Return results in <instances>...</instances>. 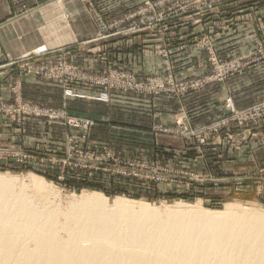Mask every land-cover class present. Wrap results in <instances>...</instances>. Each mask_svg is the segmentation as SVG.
<instances>
[{"label":"rangeland","instance_id":"obj_1","mask_svg":"<svg viewBox=\"0 0 264 264\" xmlns=\"http://www.w3.org/2000/svg\"><path fill=\"white\" fill-rule=\"evenodd\" d=\"M259 5L264 7V0ZM240 6L237 0L20 5L17 20L33 16L34 30L50 42L17 60L19 66L44 67L46 77L22 69L19 75L57 86L60 93L43 97L28 91L23 101L16 85L13 101L0 102V117L18 132L15 143L0 134V174L40 177L57 189L61 202L90 191L108 202L121 197L155 207L184 203L216 211L235 204L264 212V118L239 125L226 109L227 102L238 113L264 107V85L248 90L249 83L240 89L227 84L264 71V13L253 22L259 38L236 44L222 37L235 34ZM183 31L190 43L179 36ZM70 45L82 54L81 63L70 58L74 51L61 48ZM111 94L150 98V115L157 97L173 102L178 112L174 108L167 121L165 102L159 105L162 119L150 123L146 134L95 131L101 114L74 102L107 104ZM114 118L129 121L122 112ZM210 124L218 126L208 130Z\"/></svg>","mask_w":264,"mask_h":264},{"label":"bare ground","instance_id":"obj_2","mask_svg":"<svg viewBox=\"0 0 264 264\" xmlns=\"http://www.w3.org/2000/svg\"><path fill=\"white\" fill-rule=\"evenodd\" d=\"M58 195L0 174V264H264L263 211Z\"/></svg>","mask_w":264,"mask_h":264},{"label":"crops","instance_id":"obj_3","mask_svg":"<svg viewBox=\"0 0 264 264\" xmlns=\"http://www.w3.org/2000/svg\"><path fill=\"white\" fill-rule=\"evenodd\" d=\"M51 0H0V102H12L14 99V86H19V95L22 98V100H28L29 92L34 93V95H42L43 97L51 95L53 92L59 94L60 90H58L57 86H54L52 84H46L44 82H40L36 79H24L21 78L19 75V70L17 65H11L9 60H23L22 57H25L29 52L33 51L35 48L41 45H45L46 42H50L49 40L45 39L42 34L37 33L34 25L35 19L33 16H27L23 19H18L16 17V10L19 8L20 5L24 6H30V5H44L47 4ZM237 2L241 6L237 9V16H236V30L234 29L233 32L235 34H229L226 36H222L229 42L234 41L237 43H241L242 39L245 37H248L247 40L250 42L253 41L252 37L259 38V33L255 32L254 27H257V25L253 26L254 18L255 16H259V12H262V15L264 13V7H261L259 5L260 0H237ZM252 8L253 11H255L252 14H249L247 12L248 7ZM258 6V7H256ZM252 11V12H253ZM34 15V14H33ZM259 18L257 19L259 22ZM251 22V25L245 24ZM239 24H241V27H238ZM264 24V23H263ZM243 28V29H242ZM74 29L75 33L79 32V27L77 23H74ZM247 29V30H245ZM249 29V30H248ZM246 32H245V31ZM237 31V35H236ZM239 31H241V34H239ZM181 32V31H179ZM176 35V34H175ZM185 35V39L187 43H190L192 40L191 36L186 35L183 31L179 36ZM251 35V36H250ZM143 35L142 37H144ZM141 37V38H142ZM189 38H191L189 40ZM139 40V38H136ZM223 40V39H222ZM145 43H149V41L144 40ZM180 41V39H179ZM133 42V41H132ZM51 41V46H52ZM226 44V43H224ZM60 45V44H59ZM117 45V44H115ZM118 45H120L118 43ZM60 48L59 46H55ZM52 47V48H55ZM224 48L226 46H223ZM62 49H70L68 52L69 54L72 53V51L75 52V54H72L70 58H73L77 62L81 63L82 54H76L77 49L70 45V46H61ZM65 52V51H64ZM200 52V51H198ZM152 58V56H151ZM143 59L147 60L143 57ZM150 61L155 59H150ZM24 61V60H23ZM196 60H194L195 62ZM257 76L252 77H243V78H236L237 80H232V82H229L227 84H233L234 89H240L242 86H246V83H249V89H252L253 87H256V89L261 88L264 85V71L254 73ZM222 90V88H221ZM94 95V93H92ZM110 101L107 104L96 102L93 100H77L74 103H78L80 107H85L86 105L93 106V108H96L97 110L94 111L99 116V122L96 124L95 131L102 132L108 129L116 130V129H127L131 132H138V133H147L148 125L152 122L161 120L162 118L157 116L156 109H159V105H163V110L167 113L165 120L170 121V118L172 120L173 114H174V108L178 112V107L174 103L167 99L163 98H154L152 100L155 105L154 111H151V115L149 114L148 110V103L147 100L150 101V98H142V97H135L131 95H120V94H111L109 97ZM235 102V101H234ZM159 103V104H158ZM167 104L172 105V109L169 106H166ZM236 104V103H235ZM122 105V106H119ZM237 107H239L236 104ZM165 107V108H164ZM160 108L161 112H164ZM171 110L173 111L171 113ZM117 112L124 113L129 121L126 122H120L117 121L114 116L117 115ZM95 115V114H94ZM114 115V116H113ZM14 125H9V123L5 120H3L2 117H0V134H2L3 137L7 136L12 137L10 141L14 142V138L17 137V131L14 130ZM146 132V133H145ZM29 133V127L27 130V134ZM11 135V136H9Z\"/></svg>","mask_w":264,"mask_h":264},{"label":"built area","instance_id":"obj_4","mask_svg":"<svg viewBox=\"0 0 264 264\" xmlns=\"http://www.w3.org/2000/svg\"><path fill=\"white\" fill-rule=\"evenodd\" d=\"M9 62L13 66L18 65V62L15 60L14 61L9 60ZM18 69H22L31 75H38V76L46 77L45 68L42 66L36 65L34 63H28V64H25V66H19L18 65ZM61 77L62 76L58 75L55 79H58V78L61 79ZM47 78H54V77L52 75H50ZM226 109L228 110V112L230 114L233 115L231 121L237 122V124H239V125L243 124V123H247V122L255 123L257 120L264 118V107H263V105L257 106L256 108L252 109L248 113H238L234 110L233 104L231 102H227L226 103ZM229 119H230V117L227 120H229ZM214 126H218V125L217 124H210V126L208 127V130Z\"/></svg>","mask_w":264,"mask_h":264},{"label":"trees","instance_id":"obj_5","mask_svg":"<svg viewBox=\"0 0 264 264\" xmlns=\"http://www.w3.org/2000/svg\"><path fill=\"white\" fill-rule=\"evenodd\" d=\"M96 188H98V187H96Z\"/></svg>","mask_w":264,"mask_h":264}]
</instances>
